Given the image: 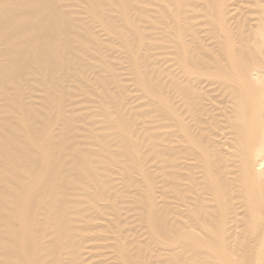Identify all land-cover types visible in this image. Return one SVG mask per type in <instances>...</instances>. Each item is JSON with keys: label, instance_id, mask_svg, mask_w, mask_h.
Segmentation results:
<instances>
[{"label": "bare ground", "instance_id": "6f19581e", "mask_svg": "<svg viewBox=\"0 0 264 264\" xmlns=\"http://www.w3.org/2000/svg\"><path fill=\"white\" fill-rule=\"evenodd\" d=\"M0 264H264V0H0Z\"/></svg>", "mask_w": 264, "mask_h": 264}]
</instances>
